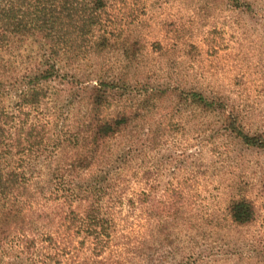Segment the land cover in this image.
I'll list each match as a JSON object with an SVG mask.
<instances>
[{
  "label": "rangeland",
  "instance_id": "374dc122",
  "mask_svg": "<svg viewBox=\"0 0 264 264\" xmlns=\"http://www.w3.org/2000/svg\"><path fill=\"white\" fill-rule=\"evenodd\" d=\"M108 12L121 25L116 37L137 41L131 56L119 45L90 54L76 76L91 84L121 74L125 88L105 113H136L105 147L113 154L102 168L120 176V197L108 203L114 231L103 255L121 264H264V146L235 134L264 144V0H110ZM238 197L254 205L248 225L230 221ZM90 247L75 235L68 261Z\"/></svg>",
  "mask_w": 264,
  "mask_h": 264
},
{
  "label": "trees",
  "instance_id": "16d2710c",
  "mask_svg": "<svg viewBox=\"0 0 264 264\" xmlns=\"http://www.w3.org/2000/svg\"><path fill=\"white\" fill-rule=\"evenodd\" d=\"M109 4L0 0V264H121L103 255L120 176L102 166L113 154L106 144L136 113H105L125 88L121 74L98 75L91 84L76 77L90 54L119 45L128 60L137 43L116 37L122 29L107 15ZM189 96L201 108L212 106L202 95ZM235 134L264 146L259 137ZM227 212L237 226L255 215L243 197L232 199ZM79 233L90 239V255L69 262Z\"/></svg>",
  "mask_w": 264,
  "mask_h": 264
}]
</instances>
